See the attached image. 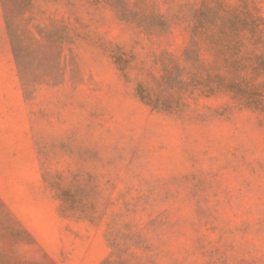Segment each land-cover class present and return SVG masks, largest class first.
<instances>
[{"label":"rangeland","instance_id":"374dc122","mask_svg":"<svg viewBox=\"0 0 264 264\" xmlns=\"http://www.w3.org/2000/svg\"><path fill=\"white\" fill-rule=\"evenodd\" d=\"M0 264H264V0H0Z\"/></svg>","mask_w":264,"mask_h":264}]
</instances>
